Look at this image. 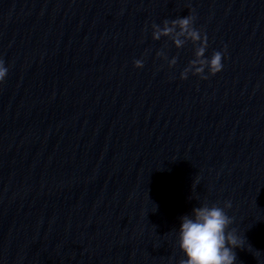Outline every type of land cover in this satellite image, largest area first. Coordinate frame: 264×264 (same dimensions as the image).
Masks as SVG:
<instances>
[{"label":"clouds","instance_id":"9594fccd","mask_svg":"<svg viewBox=\"0 0 264 264\" xmlns=\"http://www.w3.org/2000/svg\"><path fill=\"white\" fill-rule=\"evenodd\" d=\"M195 19L196 17L190 14L171 21L164 20L162 27L152 24L153 40L167 37L177 49L183 48L189 41L196 46L194 58L180 74L182 80L187 79L189 73L201 79H208L210 75L221 72L224 67L222 61L226 46L224 51H215L207 57L208 38L194 26ZM157 56L168 60L163 51L157 52ZM176 63V57L168 60L169 67ZM134 66L142 68L143 60H135ZM8 70L4 60L0 59V83L5 80ZM229 208L230 201H225L223 207L205 202L194 207L190 215L181 217L177 245L184 258L179 260V264H236L237 255L234 249H243L246 238L238 235L235 228H230L233 218L226 212Z\"/></svg>","mask_w":264,"mask_h":264}]
</instances>
